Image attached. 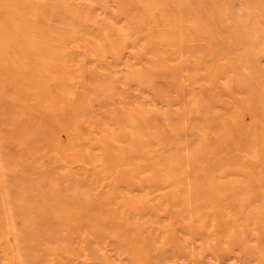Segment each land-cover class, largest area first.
I'll return each mask as SVG.
<instances>
[{
	"label": "bare ground",
	"instance_id": "6f19581e",
	"mask_svg": "<svg viewBox=\"0 0 264 264\" xmlns=\"http://www.w3.org/2000/svg\"><path fill=\"white\" fill-rule=\"evenodd\" d=\"M21 2L0 0L1 263L57 226L69 264H264V0Z\"/></svg>",
	"mask_w": 264,
	"mask_h": 264
},
{
	"label": "rangeland",
	"instance_id": "374dc122",
	"mask_svg": "<svg viewBox=\"0 0 264 264\" xmlns=\"http://www.w3.org/2000/svg\"><path fill=\"white\" fill-rule=\"evenodd\" d=\"M22 1H25V0H22ZM19 5L21 6V8H22V2H21V0H19ZM23 9V8H22ZM23 13H31V11L30 10H27V11H24L23 10ZM31 38H32V35H28L27 37H26V39H27V41H29V40H31ZM34 47V45H31V48H33ZM33 50V49H32ZM42 61V59L41 58H39V62H41ZM38 112V114H45L46 112H47V109H44V111L42 110V109H40V111H37ZM36 112V113H37ZM11 149H13V148H10V147H7V152H9ZM50 157L49 158H45L44 159V161L45 162H50V166H51V171H52V169L53 170H55L56 171V173L57 172H59V173H61V174H63V171L65 170V169H69V157H68V160L66 161V163H63L61 160H56V161H53V162H51L52 161V159H53V156H52V153H50V155H49ZM66 201V200H65ZM67 201H68V199H67ZM66 203H68V204H66ZM64 204L65 205H63V203L62 204H59L60 206H62L61 208H59L60 209V211L61 212H59V213H57L56 214V212H58V209L56 210V204H55V207H54V209L52 208V205H54V204H50L51 206H45V207H48V209H49V211H48V209H46V211H48L47 212V214H46V218H47V225H48V223H49V225L48 226H50V223H54L55 221L54 220H52V219H50L49 220V218L48 217H50V216H52L51 218H53V217H55L54 215L56 214V219H57V217H58V219H59V221L61 222V221H63V222H65L64 224H63V222L60 224V223H58V227L60 228V226H61V230H62V227L64 226V228L65 229H67L68 227H69V225L66 223V221H68V220H66L65 218H69V201L68 202H64ZM50 207V208H49ZM59 206H58V204H57V208H58ZM67 208V209H66ZM52 209V210H51ZM62 209V210H61ZM55 212H54V211ZM50 211H51V213H50ZM64 213V214H63ZM58 214H59V216H58ZM49 215V216H48ZM45 216V215H44ZM62 216V217H61ZM60 217L62 218V220H60ZM45 218V217H44ZM54 219V218H53ZM64 219H65V221H64ZM50 221V222H49ZM59 221H57L56 220V223L57 222H59ZM65 224H67V225H65ZM45 225H46V223H45ZM56 225V224H55ZM54 226V224H52V227ZM66 226H68V227H66ZM57 227V226H56ZM56 227L54 228L55 229V232L54 233H52V230L50 231V229H52V228H49V229H47V232H46V229H45V232H46V234L47 233H49V234H45V236H44V234H43V236L45 237V242L43 241V239H41L40 241L43 243V246L41 245V242L40 241H38L37 239V241L35 240V242H33V243H36L37 244V246L36 245H34V247L36 248V247H38V244H39V247H40V245H41V247L39 248V251L41 250L42 252H40V254H38L39 253V251H37V249H36V251L34 250V252H35V254H33L32 256H33V258H31V259H34L35 257H36V255H40L41 256V258H43L42 259V261H40L41 263L40 264H47V263H53V262H56V263H53V264H69V235H68V233H69V228L67 229V235H65L64 236V234H63V236H64V238H63V241H61V238L60 239H57V237H59V235H57L58 233H61V231L59 232L58 231V233H56ZM59 228H57V230L59 229ZM44 228H42V231H41V234L42 233H44L43 230ZM63 231V230H62ZM52 233V234H51ZM53 235V236H52ZM54 235H56V237H54ZM60 235H62V234H60ZM41 237V236H40ZM43 237V238H44ZM39 238V237H38ZM65 238H67V239H65ZM40 242V243H39ZM62 242H65V243H67L68 245L66 246V244H65V246L64 245H62V244H64V243H62ZM1 243V242H0ZM62 243V244H61ZM46 244V245H45ZM3 245V244H2ZM46 246V247H45ZM63 246L65 247V249L63 250ZM1 247H3V246H1ZM0 247V248H1ZM30 247V246H29ZM29 247H27L28 249H29ZM31 247H33V246H31ZM30 247V248H31ZM34 247H33V249H34ZM42 248V249H41ZM28 249H26V250H28ZM44 249V250H43ZM67 249V250H66ZM2 250V249H1ZM30 250V249H29ZM28 250V251H29ZM45 250H46V253H45ZM31 251V250H30ZM31 252H33V250L31 251ZM37 252V253H36ZM49 252V253H48ZM5 253V252H4ZM26 253V251H24V254ZM41 253H42V255H41ZM30 254H32V253H30ZM27 255V254H26ZM26 255H24V256H26ZM0 256H1V259H2V257H3V251H2V253L0 252ZM35 256V257H34ZM39 256V257H40ZM43 256V257H42ZM28 257V259H29V256H27ZM41 258H38V257H36V259H41ZM49 258H51V260H49ZM53 258H55V259H53ZM24 259H26V261L28 260L26 257L25 258H23V260ZM31 259L30 260H28V261H30V262H33V260L31 261ZM6 261H7V263H8V260L6 259ZM6 261H4V262H6ZM28 261L27 262H25V260H24V262H25V264H28ZM36 261H38V262H36V263H39V260H36ZM34 263V262H33ZM0 264H2L1 263V260H0Z\"/></svg>",
	"mask_w": 264,
	"mask_h": 264
}]
</instances>
